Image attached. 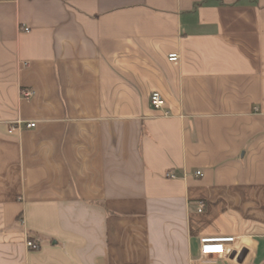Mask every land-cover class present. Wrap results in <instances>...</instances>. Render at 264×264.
I'll use <instances>...</instances> for the list:
<instances>
[{
  "label": "crops",
  "instance_id": "obj_1",
  "mask_svg": "<svg viewBox=\"0 0 264 264\" xmlns=\"http://www.w3.org/2000/svg\"><path fill=\"white\" fill-rule=\"evenodd\" d=\"M0 264H264V0H0Z\"/></svg>",
  "mask_w": 264,
  "mask_h": 264
},
{
  "label": "built area",
  "instance_id": "obj_2",
  "mask_svg": "<svg viewBox=\"0 0 264 264\" xmlns=\"http://www.w3.org/2000/svg\"><path fill=\"white\" fill-rule=\"evenodd\" d=\"M25 31L29 29L27 27L23 28ZM170 61H177L179 59V55L177 53H171L168 56ZM24 97L31 96V92L27 91L23 93ZM150 102L155 108H162L164 102L161 96L158 93H153L150 97ZM165 116L169 115L168 111L163 113ZM27 128H31L35 126L34 122H23L21 120H16L13 123L9 124L8 131H14L16 129L21 128L22 126ZM202 175L200 170H196L194 172V176L199 177ZM165 177L167 178H175L176 175L171 171H167L165 173ZM198 211H203L205 208V204L202 201H198L197 203ZM237 237L233 236H224V237H201L200 238V256L206 257L210 255H220V256H230L235 251V244L237 243ZM25 244L29 249L35 250L39 248V243L36 240L31 238H27L25 240Z\"/></svg>",
  "mask_w": 264,
  "mask_h": 264
},
{
  "label": "water",
  "instance_id": "obj_3",
  "mask_svg": "<svg viewBox=\"0 0 264 264\" xmlns=\"http://www.w3.org/2000/svg\"><path fill=\"white\" fill-rule=\"evenodd\" d=\"M246 253H247V250H246V249H242V250L239 252V254L237 255L236 260H237L238 262H242V260L244 259Z\"/></svg>",
  "mask_w": 264,
  "mask_h": 264
}]
</instances>
